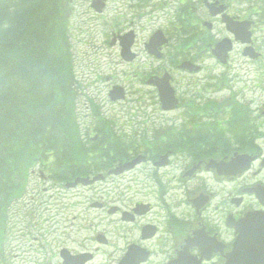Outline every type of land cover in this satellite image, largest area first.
I'll return each mask as SVG.
<instances>
[{
	"label": "flooded vegetation",
	"instance_id": "obj_1",
	"mask_svg": "<svg viewBox=\"0 0 264 264\" xmlns=\"http://www.w3.org/2000/svg\"><path fill=\"white\" fill-rule=\"evenodd\" d=\"M120 1L129 7L121 19L131 18L122 29L120 16L112 19L110 46L126 77H106L115 80L107 100L116 87L146 97L119 121L106 100L86 94L81 127L94 134L87 142L104 143L99 171L89 175L104 176L96 185L136 182L147 200L127 208L99 202L125 225L117 258L99 259L102 251L116 256L98 235L93 250L64 248L62 264H264V0ZM149 18L164 24L141 50L137 19ZM79 84L90 87L85 78ZM170 88L179 105L166 110L161 90ZM109 134L131 145L115 147ZM137 159L134 169L109 175ZM136 170L138 178L127 179Z\"/></svg>",
	"mask_w": 264,
	"mask_h": 264
},
{
	"label": "trees",
	"instance_id": "obj_2",
	"mask_svg": "<svg viewBox=\"0 0 264 264\" xmlns=\"http://www.w3.org/2000/svg\"><path fill=\"white\" fill-rule=\"evenodd\" d=\"M70 4L0 0L1 253L9 210L26 195L33 170L41 167L58 182L71 181L95 171L90 163L96 165L102 148L82 139L65 20ZM105 137L124 146L116 134Z\"/></svg>",
	"mask_w": 264,
	"mask_h": 264
},
{
	"label": "rangeland",
	"instance_id": "obj_3",
	"mask_svg": "<svg viewBox=\"0 0 264 264\" xmlns=\"http://www.w3.org/2000/svg\"><path fill=\"white\" fill-rule=\"evenodd\" d=\"M91 4L92 0H71L65 13L75 61V76L80 81L85 78L90 85L89 88L81 86L83 97L79 102L83 103L84 97L89 94L91 97L97 95L108 103V86L115 82L112 78L117 76L121 78L120 82H124L126 77L118 69L116 61L119 59L110 46L114 32L111 21L120 16L117 29L126 28L129 23L124 21L129 22L131 15L121 19V13L126 10L129 13V7L120 0H110L103 16L97 15L91 9ZM153 19L149 18L146 23L143 21L140 24L137 19L141 50L149 35L164 24L161 22L163 18H158L157 21ZM106 77L112 78L107 80ZM131 97L138 100L146 97V92H131ZM105 105L116 110V114L113 113L116 120L124 121L129 118L120 113L127 103ZM126 130L131 129L128 127ZM40 172L45 171L37 167L30 178L26 195L9 210L2 250L6 263L0 256V264H62L60 252L64 248L80 252L93 250L98 246L95 240L98 235L109 239L110 249H106V252L116 256L105 257L102 251L103 256L99 259L117 258L127 242L124 238L126 231H120L111 218L100 209L92 208V205L101 202L108 208L114 205L127 208L128 205L147 200L141 186L132 182L113 184L109 181L105 185L69 191L51 179H41ZM129 178L130 175L127 176ZM150 201L155 203L152 198Z\"/></svg>",
	"mask_w": 264,
	"mask_h": 264
},
{
	"label": "water",
	"instance_id": "obj_4",
	"mask_svg": "<svg viewBox=\"0 0 264 264\" xmlns=\"http://www.w3.org/2000/svg\"><path fill=\"white\" fill-rule=\"evenodd\" d=\"M103 6L104 5H101V6H99L101 8L97 7V9L100 11L103 8ZM93 7H95V5H93ZM112 94H116V96H112L113 100H118V99H121V98L124 97L122 89H115ZM170 94H171V98H173L172 92H170ZM162 101L165 103V108L166 109H171V108H174L176 106L174 101L173 102L169 101V96H167V93L165 91H163ZM137 163H139V161L131 164L130 166L126 167L125 169H131ZM122 171L123 170H121L120 172H122ZM120 172H115V173L117 174V173H120ZM102 179H104V178L101 175L95 177L93 180H91L89 178H78V179L75 180V182L68 184L66 187L69 188V189L70 188H75V187H77L80 184H82L83 186H89V185H93L96 181L102 180ZM63 257L65 258V253H63Z\"/></svg>",
	"mask_w": 264,
	"mask_h": 264
},
{
	"label": "bare ground",
	"instance_id": "obj_5",
	"mask_svg": "<svg viewBox=\"0 0 264 264\" xmlns=\"http://www.w3.org/2000/svg\"><path fill=\"white\" fill-rule=\"evenodd\" d=\"M172 138H174V137H172ZM104 140H105V139H104ZM86 142H87V141H86ZM87 144H91V146H94V145H95V146H96V145L104 146V143H103V142H97V143H94V142H92V141H89V142H87ZM135 167H136V166H134L133 168H131V169H129V170H132V169H134ZM139 173H140V170H136L135 172L128 174V176L130 175L131 178L136 179V178L139 176ZM129 179H130V178H129ZM133 183L136 184V182H133ZM108 217L111 218L113 221L115 220V218H114L112 215H108ZM118 227H119L120 230H124L125 225H118Z\"/></svg>",
	"mask_w": 264,
	"mask_h": 264
}]
</instances>
